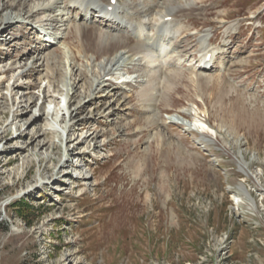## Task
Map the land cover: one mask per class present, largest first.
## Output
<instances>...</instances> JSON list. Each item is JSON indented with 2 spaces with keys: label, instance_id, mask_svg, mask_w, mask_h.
<instances>
[{
  "label": "rangeland",
  "instance_id": "rangeland-1",
  "mask_svg": "<svg viewBox=\"0 0 264 264\" xmlns=\"http://www.w3.org/2000/svg\"><path fill=\"white\" fill-rule=\"evenodd\" d=\"M43 1L0 0L38 10L0 28V264H264V0H64L67 26ZM138 31L169 47L152 78L102 52Z\"/></svg>",
  "mask_w": 264,
  "mask_h": 264
},
{
  "label": "bare ground",
  "instance_id": "bare-ground-1",
  "mask_svg": "<svg viewBox=\"0 0 264 264\" xmlns=\"http://www.w3.org/2000/svg\"><path fill=\"white\" fill-rule=\"evenodd\" d=\"M108 1V0H107ZM78 2L80 4H84L83 3V0H78ZM110 2V0H109ZM39 3V2H38ZM64 3V4H63ZM106 4V3H105ZM111 4V3H109ZM108 6L106 5L104 8H101L99 7V12L102 13V15H100V17L102 18V16L106 18L108 17H111V15H113L114 13V8L113 6L111 7V12L109 14V10L110 8H108ZM43 9L45 10V13L48 14L49 12L50 13H54L53 15V18L52 19H48V20H52L53 22L56 21V22H62V25H69V22L71 21V16H70V13H71V8H66L65 7V1L64 0H44L43 1ZM138 5V4H137ZM170 5V4H169ZM77 8V7H75ZM175 8V7H174ZM31 9V8H30ZM39 9V8H38ZM70 9V10H69ZM109 9V10H108ZM162 9V8H161ZM176 9V8H175ZM183 10V9H182ZM36 11L38 12L37 9H34L32 8L31 10H28L24 13V15L22 13H19V14H16V15H6L5 17L1 18L0 19V28L2 26H6L8 24H13V22H16V21H22L25 19V15L30 17L32 16L33 14H36ZM40 11V10H39ZM163 11V10H162ZM171 11V10H170ZM48 12V13H47ZM174 12V11H173ZM50 16V14L48 15ZM108 16V17H107ZM166 15H162L161 17H165ZM175 16V15H174ZM174 19V18H173ZM52 22V23H53ZM116 22V21H115ZM51 24V23H50ZM117 24H122V22H118ZM144 24V23H143ZM166 24V23H165ZM75 27V30L77 33H80V34H83V35H87L89 38H92L93 39V36L95 37V40H97L98 43H103L104 41V38H102V34H98V35H94V32H91L90 30H87L88 28L87 27H81L80 25H77L75 24L74 25ZM62 30L65 29L66 27H61ZM167 28V27H166ZM168 29V28H167ZM44 32L48 33L47 31V28H43ZM56 30V29H55ZM59 30V29H57ZM140 31V30H139ZM50 34V33H49ZM55 34V33H54ZM51 35V34H50ZM45 36H49V35H45ZM142 36H144L145 38V33H143L142 31L139 32V35L137 38H140L138 40H141L143 39ZM52 37V36H50ZM48 39L50 42L54 43L56 40H58L57 42H61L63 45H68L67 43V37H64V36H59L58 34H56L55 38H46ZM45 39V40H46ZM44 40V41H45ZM62 40V41H61ZM108 40V39H107ZM166 41V40H165ZM47 42V41H46ZM129 39L124 37V36H121L120 38L118 39H112L110 41H108L106 44L103 45V50L102 52H105V54H113V52H115L116 50L118 49H126L128 50V52H132V51H139L142 53L143 55V59L148 63V66L150 65V67L152 66V69H150V71H148V74L150 75V78H152V75L155 74L158 70H162L164 68H161V64L164 63V61L166 62L167 61V58L169 57L167 52H168V45L167 44H162L160 46V48L154 52V50H151V49H148V48H145V41L141 40L139 44H136V46H133L131 49H130V46H129ZM164 43V42H163ZM97 45V44H96ZM170 46V45H169ZM69 47V46H68ZM71 47V46H70ZM69 47V48H70ZM95 47H98V46H95ZM157 48V47H155ZM73 51V50H72ZM79 52V51H78ZM120 52V51H119ZM99 53V52H98ZM100 54V53H99ZM133 54V53H132ZM111 56V55H110ZM113 56V55H112ZM124 56V55H123ZM207 56V54H206ZM205 56V57H206ZM171 58V57H169ZM77 61V60H76ZM132 61V60H131ZM211 61V60H210ZM119 61H116L114 66H116L118 64ZM67 63L69 65V74L72 76L73 75V71L75 70L76 68V63H75V58H69L67 59ZM169 63V61H168ZM167 64V63H166ZM173 65V64H172ZM208 65V63H206V66ZM122 66V65H121ZM171 66V65H170ZM145 67V66H144ZM163 67V66H162ZM147 68V66H146ZM166 68V67H165ZM204 69H207V67ZM165 70V69H164ZM167 70V69H166ZM165 70V71H166ZM170 70V69H169ZM180 70V69H179ZM95 73V71H93ZM107 72V71H106ZM112 72V71H111ZM177 72V71H176ZM178 74V73H177ZM70 77V76H69ZM72 78V77H71ZM99 75L98 74H95V81H96V84H97V87H101V83L104 82V81H100L99 79ZM156 78V77H155ZM154 78V79H155ZM161 78V76H160ZM170 78V77H169ZM162 79V78H161ZM175 79V78H174ZM163 80V79H162ZM150 81V79H149ZM148 81V82H149ZM118 82H121V81H118ZM123 82V81H122ZM131 82V81H130ZM144 82V81H143ZM144 84V83H143ZM147 84V83H146ZM67 85V89H66V99L68 100V103L71 102L73 96V92H74V87H73V83L70 84V82ZM122 85V84H121ZM145 85V84H144ZM143 85V86H144ZM149 85V84H148ZM154 85V84H153ZM166 85V84H165ZM122 87V86H121ZM147 88V87H146ZM141 89V88H140ZM148 90V89H147ZM143 91V90H142ZM151 92V91H150ZM115 93L114 92L113 94H111L110 96L113 98V97H116L115 96ZM149 93V92H148ZM90 95H92V92H90ZM146 95V94H144ZM69 106V105H68ZM66 107L68 108V110H66L69 115H70V118H72V114H73V111L71 109V107ZM18 113V112H17ZM189 129H200L202 131H206L209 130V125H207V123H205L202 119H200L199 117H195L194 120H188V121H185L183 122ZM182 123V124H183ZM149 230V229H148Z\"/></svg>",
  "mask_w": 264,
  "mask_h": 264
},
{
  "label": "trees",
  "instance_id": "trees-1",
  "mask_svg": "<svg viewBox=\"0 0 264 264\" xmlns=\"http://www.w3.org/2000/svg\"><path fill=\"white\" fill-rule=\"evenodd\" d=\"M21 201H23V199H21ZM25 205V204H24ZM27 205V204H26Z\"/></svg>",
  "mask_w": 264,
  "mask_h": 264
}]
</instances>
